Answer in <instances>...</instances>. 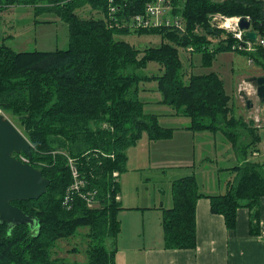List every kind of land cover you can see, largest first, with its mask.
Here are the masks:
<instances>
[{"label": "trees", "instance_id": "16d2710c", "mask_svg": "<svg viewBox=\"0 0 264 264\" xmlns=\"http://www.w3.org/2000/svg\"><path fill=\"white\" fill-rule=\"evenodd\" d=\"M150 1L154 0H0V12L11 6L31 7L36 16L55 14L69 30L67 48L17 51L0 42V110L29 138L30 162L50 179L38 199L12 202L38 217L40 232H32L28 224L10 231L7 223L0 225V264H117L119 213L125 207L114 173L120 178L127 170V150L144 133L161 140L174 131L161 122L157 110L147 109L152 102L188 117L194 131L222 132L241 161L229 168L231 179L220 193L201 189L195 175L173 182L174 205L165 209L163 220L166 247H196V203L201 197L210 198L212 211L224 216L229 229L236 227L237 209L248 207L250 231L259 233L264 158L251 157L264 152L263 127L255 124L259 123L255 116L245 119L238 114L235 94L226 91L218 73L187 72L180 50L193 44L209 63L218 51L233 49V33L221 39L225 30L212 24L210 16L217 12L250 16L253 28L264 35V2L165 0L174 6L171 14L183 20L184 29L139 28L136 33L161 37L159 45L143 49L117 38L132 30L111 26V21L144 12ZM85 11L87 15L82 14ZM215 37L222 43L218 45ZM203 43L206 49L201 48ZM236 51L252 57L264 71L262 48ZM150 62L159 65V73H143ZM150 92L158 99L150 98ZM68 156L75 158L80 178L87 181L83 191L96 193L91 205L77 194L71 208L64 204L73 181ZM77 235L86 246L84 261L55 255L62 240ZM73 252L82 251L75 246L69 249Z\"/></svg>", "mask_w": 264, "mask_h": 264}, {"label": "crops", "instance_id": "0c3cea01", "mask_svg": "<svg viewBox=\"0 0 264 264\" xmlns=\"http://www.w3.org/2000/svg\"><path fill=\"white\" fill-rule=\"evenodd\" d=\"M13 7L18 6L8 9ZM237 102L239 115L245 119L255 116L251 107H245L240 100ZM148 105L161 114V122L166 126L170 125L164 123V119H187L173 113L171 107L165 110L161 103ZM256 114L260 120L255 124L263 127L261 131L264 133V113L256 111ZM189 125L190 121H183L174 127L172 136L167 139L152 140L145 134L138 141L142 140L137 154L136 148H132L134 145L128 149L127 153L132 157L128 156L129 166L119 178V199L125 208L119 213L121 232L116 242L117 264H264V197L260 206L259 233L250 231L248 207L237 209L236 227L229 229L224 216L212 211L210 198L201 197L196 203V247H166L163 220L165 209L174 205L173 182L195 175L201 189L210 194L220 193L231 179L232 170L229 168L241 163L222 132H198ZM252 158L262 159L264 152H255ZM142 183L153 186L152 192L148 193L147 189L137 191L135 197L130 195L131 199H126L128 188H139Z\"/></svg>", "mask_w": 264, "mask_h": 264}, {"label": "rangeland", "instance_id": "374dc122", "mask_svg": "<svg viewBox=\"0 0 264 264\" xmlns=\"http://www.w3.org/2000/svg\"><path fill=\"white\" fill-rule=\"evenodd\" d=\"M158 2L159 0H154L148 3H158ZM20 7L21 6H19V8ZM19 8L18 7H13L10 9L7 8L8 10L4 9L3 12L1 13L0 42L2 41L7 42V44L10 47L14 48L17 51L35 50V49L54 50L57 48L68 47L69 30H68V25L64 21L59 19L53 13H45L36 16L34 15L35 14L34 10L31 7L23 8L22 10H20ZM112 8L116 9L117 7L111 6V9ZM173 9L174 6H171L170 9H167L165 11V14L173 16L174 12L173 14H171ZM89 10L91 9L89 8ZM144 12L138 14H143ZM83 13L87 15V11L82 12V14ZM138 14H131L119 22L111 21L113 22L111 26H117L118 28H122V29L128 28L132 30L131 31L132 33L130 34L117 35V38L129 40L133 42L136 47L142 49L147 46L159 45L161 43V37L159 35H155L152 33L143 35L135 32V30H138L139 28L146 29L153 27V26L132 27L134 23H131V21ZM39 20L41 22H39ZM127 22L130 23V27L124 25ZM226 33L229 32L225 30V33L223 34L221 39L227 36ZM5 37H7L6 40ZM215 39L218 41L217 42L218 45L222 43V42L220 43L218 37H215ZM204 44L206 43H203V45H201L202 49H206ZM229 44L231 43L229 42ZM211 47L209 49L212 50L213 48ZM252 47L253 45H251V48ZM258 50L250 51L244 49V51H247L249 53L256 52ZM180 51L187 72L191 71L194 74H206L211 72L218 73L223 78L226 91L232 96L235 94L233 104H235L236 111H238L239 109L237 100H240L241 103L244 102V104H246L247 99L250 98L253 102V106L251 107V109L254 111V113H256L257 108H259L261 104L260 103L261 101L260 102L258 101L259 97L257 95V87L253 83L246 82L245 78L263 75L264 71L262 69V66L258 65V63H256L252 57L248 58L245 54L239 53L233 49L220 50L213 57L211 62L208 63L204 61L203 54L201 52H196V47L193 44L188 45L187 48H185V50L181 49ZM142 71L143 73L154 74V73H159L160 69L157 63L150 62L149 65L146 68H144ZM152 84L153 81L149 82L147 85L151 87ZM239 88H241V90ZM240 92H244V95H242ZM156 95H157L156 92L149 93V97L152 99H155ZM167 108L168 106H165L164 109L166 110ZM147 109L154 111L155 108L153 106L147 105ZM0 112L5 114L3 110H0ZM5 115L9 116L8 114ZM186 118L187 119L184 120L182 118H169V119H164L163 122L170 126L177 127L183 121L185 122V120L190 121L188 117ZM145 134L147 133H144L142 137ZM141 142L142 140L132 147V148H136V150L131 149L134 150L136 154L141 149ZM128 156L129 158L132 157V155L130 157L129 154ZM69 158L72 157L68 156V165H69ZM74 163H75V158H74ZM127 163H128V159H127ZM127 165L129 166V163ZM146 189L148 190L147 191L148 193H151L153 190V186L148 187V185L142 183L139 186V188L138 187H134L132 189L128 188L126 193L127 195L126 199H131L130 195H133L132 197H135V193L137 191H139L140 193V191H144ZM75 246L80 248V251L82 252L69 253V249ZM85 247L86 246L84 245L83 238L77 235L70 239L62 240L59 243L57 249H55V253H56L55 255L60 257H65L67 260L70 261H84L86 259V255L83 253Z\"/></svg>", "mask_w": 264, "mask_h": 264}, {"label": "water", "instance_id": "95a60500", "mask_svg": "<svg viewBox=\"0 0 264 264\" xmlns=\"http://www.w3.org/2000/svg\"><path fill=\"white\" fill-rule=\"evenodd\" d=\"M239 25L247 39L257 38V31L251 28L252 22L246 16L241 18ZM246 81L257 87V95L261 102L264 101V75L248 77ZM247 106H253L250 98ZM20 153L33 157L31 141L8 116L0 112V225L7 223L10 231L19 224H28L31 231L38 234V217L27 214L12 202L38 199L46 193L50 179L40 168L15 155Z\"/></svg>", "mask_w": 264, "mask_h": 264}, {"label": "built area", "instance_id": "2783aa9c", "mask_svg": "<svg viewBox=\"0 0 264 264\" xmlns=\"http://www.w3.org/2000/svg\"><path fill=\"white\" fill-rule=\"evenodd\" d=\"M264 2V0H262ZM116 7V6H115ZM171 6L165 3V0H159L158 3H148L143 14H138L135 18L132 19L131 23H134L132 27H147V26H169L173 28L184 29L183 20L179 17L173 18V16L166 15L165 11L170 9ZM116 9L112 8V11ZM212 24L215 27L221 28L223 30H227L229 33H233L236 42L233 44V49L244 51L245 50H258L262 48L264 50V35L259 34L257 31V38L255 40H249L244 35V30L240 28V20L243 16H229L223 14L221 12H217L211 14ZM249 20H251L250 16H246ZM124 25L130 27V23L127 22ZM252 29L253 26L251 27ZM255 30V29H254ZM251 45L253 47L251 48ZM250 61V60H249ZM241 85V84H240ZM241 90V88H239ZM241 93V92H240ZM257 113H264V105L257 108ZM259 115L256 114L255 118L257 121L260 120ZM20 160L24 162H30V158L24 153H20ZM31 163V162H30ZM69 165L73 177V181L67 189L66 197H65V205L68 208L72 207V200L74 196L77 194L88 202L89 205L95 202V191H87L84 192L83 188L87 185V181L84 178H80L79 169L74 163V158H69ZM116 179H119V175L117 172L114 173Z\"/></svg>", "mask_w": 264, "mask_h": 264}, {"label": "flooded vegetation", "instance_id": "af4514ba", "mask_svg": "<svg viewBox=\"0 0 264 264\" xmlns=\"http://www.w3.org/2000/svg\"><path fill=\"white\" fill-rule=\"evenodd\" d=\"M263 75H264V73H263ZM246 80V79H245ZM247 82V81H246ZM17 157H20V154H15ZM34 165V164H33ZM35 166V165H34ZM35 167H37V166H35Z\"/></svg>", "mask_w": 264, "mask_h": 264}]
</instances>
